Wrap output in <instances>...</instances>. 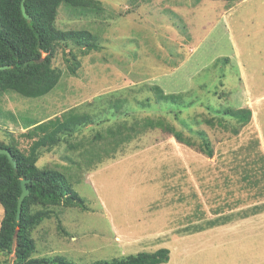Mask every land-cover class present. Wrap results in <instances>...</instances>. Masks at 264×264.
Listing matches in <instances>:
<instances>
[{
  "label": "rangeland",
  "instance_id": "1",
  "mask_svg": "<svg viewBox=\"0 0 264 264\" xmlns=\"http://www.w3.org/2000/svg\"><path fill=\"white\" fill-rule=\"evenodd\" d=\"M98 1V12L60 3L55 19L59 29L89 31L96 50L61 42L52 90L36 98L0 93V142L21 150L31 141L23 133L37 121L69 109L93 118L40 149L37 167L62 171L86 209L51 206L31 232V256L98 264L165 247L169 259L160 264H264V228L245 230L251 238L235 228L241 242L236 231L204 230L264 221V0ZM151 85L183 100L158 102ZM226 108H248L250 120L242 126ZM146 116L193 143L158 128L114 148L95 138ZM203 138L211 156L198 148ZM13 258L0 251V264Z\"/></svg>",
  "mask_w": 264,
  "mask_h": 264
},
{
  "label": "trees",
  "instance_id": "2",
  "mask_svg": "<svg viewBox=\"0 0 264 264\" xmlns=\"http://www.w3.org/2000/svg\"><path fill=\"white\" fill-rule=\"evenodd\" d=\"M198 1L195 0V3ZM60 3L95 12L102 7L98 0H0V93L10 90L25 97L36 98L52 90L61 76L60 71L52 66L56 47L61 42H71L85 51L98 48L96 38L89 31L62 30L56 27L55 19ZM70 55L68 69L74 75L78 62L74 54ZM150 92L156 101L170 104L181 102L184 96L182 93H165L158 85H151ZM222 113L242 126L251 117L248 108H226ZM205 121L209 124L212 122L210 119ZM92 122L91 115L69 109L59 116L33 123L23 133L31 140L26 150L0 142V147L11 152L17 166L14 169L6 155L0 154V205L3 210L0 220V251L13 254L12 264L66 263L60 256L55 257L52 263L46 258H33L31 255L35 250V243L31 232L43 219L50 217L51 206L63 205L84 210L86 203L68 183L62 171L53 167L39 168L36 161L40 149L51 148L58 143L59 136L70 135L82 125ZM157 128L171 133L180 142L193 143L162 118L148 116L135 120L130 125L108 127L106 134L95 135V138L105 139L114 148L130 141L136 133ZM233 131L236 132L234 129ZM74 147L76 144H69V148ZM94 147H90L94 149L93 158L97 150ZM198 148L205 155H212V148L206 138L198 143ZM21 178L27 179L28 193L22 200L20 217L16 221ZM35 205L40 208L34 210ZM168 259L169 250L163 247L154 252H138L125 258L102 260L98 264H160Z\"/></svg>",
  "mask_w": 264,
  "mask_h": 264
},
{
  "label": "crops",
  "instance_id": "3",
  "mask_svg": "<svg viewBox=\"0 0 264 264\" xmlns=\"http://www.w3.org/2000/svg\"><path fill=\"white\" fill-rule=\"evenodd\" d=\"M255 215H257V213ZM259 221L260 220L258 219V220H256V222H249L246 225H243L241 223L238 224V223H235V222H233V223H218V224L216 223V224L206 225L204 230L210 231V230L214 229V226H215L216 228L223 227V229L224 228L227 229V230H224L225 231L224 233H229V232H232V231H236L235 228H239L241 233H242V235H244L245 230H247V229H249L251 227H257L258 229L264 228V221H262L263 223H259ZM235 233H236L235 234L236 241L241 242L242 239H243L241 233L239 232V234H238L237 231ZM245 235H247V236H249L251 238V235L249 233H247Z\"/></svg>",
  "mask_w": 264,
  "mask_h": 264
},
{
  "label": "water",
  "instance_id": "4",
  "mask_svg": "<svg viewBox=\"0 0 264 264\" xmlns=\"http://www.w3.org/2000/svg\"><path fill=\"white\" fill-rule=\"evenodd\" d=\"M0 154H4L6 155L9 163L11 164V166L16 169V162L14 160V158L12 157L11 155V152L6 149V148H3V147H0ZM26 182H27V179L25 178H21L20 179V188H21V192L18 196V199H17V209H16V221L19 220V217H20V210H21V203H22V200L24 199V197L27 195L28 193V189L26 187Z\"/></svg>",
  "mask_w": 264,
  "mask_h": 264
}]
</instances>
